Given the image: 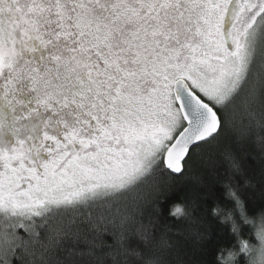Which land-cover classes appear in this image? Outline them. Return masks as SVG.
Wrapping results in <instances>:
<instances>
[{
	"label": "snow or ice",
	"instance_id": "6c2138e0",
	"mask_svg": "<svg viewBox=\"0 0 264 264\" xmlns=\"http://www.w3.org/2000/svg\"><path fill=\"white\" fill-rule=\"evenodd\" d=\"M241 105L264 130V0H0V264H185L182 234L151 220L129 248L110 198L153 203L154 179L183 175ZM229 158L239 196L264 200V137ZM183 219L203 252L210 221Z\"/></svg>",
	"mask_w": 264,
	"mask_h": 264
},
{
	"label": "trees",
	"instance_id": "16d2710c",
	"mask_svg": "<svg viewBox=\"0 0 264 264\" xmlns=\"http://www.w3.org/2000/svg\"><path fill=\"white\" fill-rule=\"evenodd\" d=\"M259 123L258 112L255 115H249L243 105L235 109L234 114L229 117V128L213 144L205 146L202 151L193 155L189 168L183 175L172 174L158 176L154 179L155 187L151 189L153 203H145L134 190L112 196L110 199L116 203L122 214L134 219L132 227L125 232L128 238L127 246L144 248L143 242L136 237L135 229L140 227L141 221L147 225L151 220L157 232L164 234L165 238L169 233L174 238L182 234L181 240L173 239L172 243L178 244L182 249L178 251V255L185 261V264H218L216 256L221 247L238 249L236 235L230 233L228 225L219 223V218L211 215V209L216 201H219L225 208L234 207L232 200L225 199L223 195L225 189L222 187L223 183H230L232 175L229 154L238 143H252L253 145L259 143V138L264 137V130H261ZM244 131L252 133L250 141L244 140L241 136V132ZM246 159L250 164L255 163L251 156ZM237 180L243 183L239 176ZM174 202L184 203L188 209H195L196 217H205L210 221L208 234L200 243L203 252L196 251L191 241L184 242L192 230L197 227L195 219L188 221L183 218L177 220L169 217V205ZM157 205L162 209L161 212ZM83 207L87 208V205ZM245 207L249 216H257L264 207V200H261L258 195L249 196L245 199ZM235 219L241 226L240 236L252 243H257L254 228L245 224L239 214H236ZM103 239L96 241L97 245L101 246L96 249L98 254L109 251L110 249L104 245L106 243L111 245L114 242L113 235L109 233H104ZM64 243L67 247L80 249L87 247L81 242L73 245L70 239ZM237 264H248V257L241 253Z\"/></svg>",
	"mask_w": 264,
	"mask_h": 264
},
{
	"label": "clouds",
	"instance_id": "9594fccd",
	"mask_svg": "<svg viewBox=\"0 0 264 264\" xmlns=\"http://www.w3.org/2000/svg\"><path fill=\"white\" fill-rule=\"evenodd\" d=\"M222 187L225 189V192L223 193L225 199L232 200L234 202V207L225 208L219 201H216L211 209V215L213 217H218L219 223L229 226L230 233L236 235V243L239 245V248L221 247L217 252L216 260L218 264H237V260L241 253L247 256L245 248L249 244V241L240 236L241 226L235 219V216L236 214H239L240 219L245 224L251 225L252 227L255 221L254 217L247 214L245 201L239 196L237 188L231 186L229 182L223 183ZM241 207H243V214L241 213ZM157 208L160 212L162 211L159 205H157ZM187 213V206L182 202H174L169 205V217H174L179 220L184 218ZM260 216L261 213H258L257 217ZM245 217H247V219H245ZM260 232H264V228H254V236L257 240H260ZM248 264H251V262L248 261ZM257 264H264V253H258Z\"/></svg>",
	"mask_w": 264,
	"mask_h": 264
}]
</instances>
